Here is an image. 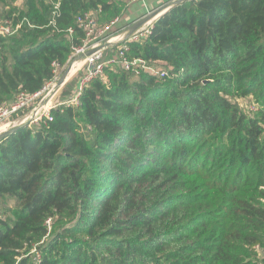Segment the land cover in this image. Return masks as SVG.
I'll use <instances>...</instances> for the list:
<instances>
[{
    "label": "trees",
    "instance_id": "16d2710c",
    "mask_svg": "<svg viewBox=\"0 0 264 264\" xmlns=\"http://www.w3.org/2000/svg\"><path fill=\"white\" fill-rule=\"evenodd\" d=\"M17 1L0 0L24 20L0 36V107L51 82L77 18L116 2ZM128 47L150 71L108 70L0 138V264H264V0H185Z\"/></svg>",
    "mask_w": 264,
    "mask_h": 264
},
{
    "label": "built area",
    "instance_id": "2783aa9c",
    "mask_svg": "<svg viewBox=\"0 0 264 264\" xmlns=\"http://www.w3.org/2000/svg\"><path fill=\"white\" fill-rule=\"evenodd\" d=\"M54 5L55 14L60 8V0H43ZM148 0H128V2H147ZM120 19L116 18L112 20L105 26H100L98 19L93 12L85 14L77 18V24L83 30L84 37L82 43L78 46H72V53L65 65H61L58 62H54L52 68L54 70V77L51 82L44 86L41 91H38L35 94L27 95L21 93L19 100L22 101V106L26 103L30 104L31 102L40 100V98L48 92V96L56 90L57 84L62 77V73L65 71L66 65L72 62V68L77 73L78 82L73 91V95L64 103L59 105H71L74 107L79 106L80 98L83 92L90 86V84L97 80H103L105 74H109L108 70H113L120 68L128 72L140 73L141 70L150 71L144 64L142 60H130L128 56L129 47L128 44L140 41L145 38L149 33L150 27L140 29L133 34L129 35L123 43L117 44L113 42L117 37H107L116 25L119 23ZM24 20L20 22H15V18L3 17L0 19V36L2 37H11L17 34L23 27ZM74 31L69 30V35L72 36ZM107 34V35H106ZM107 37V38H106ZM79 60H83L81 63H78ZM81 64V67L78 68V65ZM77 66V67H76ZM70 71V70H69ZM153 71V70H151ZM110 75V74H109ZM66 83V82H64ZM45 97V96H44ZM46 98V97H45ZM17 104L9 108V111L4 113V116L8 118L15 113H17L21 107ZM0 107V115L2 112ZM50 110V109H49ZM45 116V117H44ZM43 118L51 119L50 111L36 114L33 122L39 123ZM50 225V221H48Z\"/></svg>",
    "mask_w": 264,
    "mask_h": 264
},
{
    "label": "rangeland",
    "instance_id": "374dc122",
    "mask_svg": "<svg viewBox=\"0 0 264 264\" xmlns=\"http://www.w3.org/2000/svg\"><path fill=\"white\" fill-rule=\"evenodd\" d=\"M128 3H129L128 0H116V2L113 5L112 10H110L109 12H101L100 11V12H93V13L96 16V18L98 19V23L100 22V23L104 24V25L100 24L101 26H105V24L110 23L112 20H114L116 18L120 19V16H121L123 10L126 9V5ZM21 4H22V0H18L17 5H21ZM2 13H3V8L0 9V19L3 18ZM7 13L5 14V17L8 16ZM12 18H14V17H12ZM111 32L108 33L109 36H107V37L112 36ZM82 61L83 60H79L78 63H81ZM71 65H72V62H70L68 65H66L65 71L62 73V77L65 75L64 82H66V83H63L58 91L54 90L49 96H48L49 93L46 92L40 98V100L31 102L30 104L26 103V105H24V106H22V101L19 100L20 94L10 96L8 98V100L1 107L3 109H2V112L0 115V138L2 136H4L7 132H10L13 129L23 127V126L30 127V126L36 125L37 123L33 122V120L36 117L37 112L39 114H41V113L43 114V113L48 112V111L51 112V110L56 108L59 104L66 102L69 99V97H68L69 95L70 96L73 95V91H74V89L77 85V82H78V77H77V73L74 71V68H72ZM80 67H81V64L78 65V68H80ZM145 70H146V68H145ZM151 70H152V68H151ZM153 70H155V69H153ZM147 72H148V70H147ZM53 76H54V70H53ZM111 78H112V75H109V74L107 75V73H106L103 81L105 83H109ZM67 93H68V95L66 96ZM256 96L257 95L254 94L253 96H250L247 98H238L237 102L239 103L241 108L243 110H245L246 112L256 111L259 109L258 103L255 100ZM17 104L22 106L20 109H18L19 111L17 113L10 116L9 118H8V116H4V113L6 111L10 110L9 108H11L12 106L17 105ZM41 106H43V107L40 110H38V108ZM36 110H38V111H36ZM5 207H8V208L9 207H15V200L8 201V202L4 203L3 205H0V213L1 214H2L3 209ZM13 217L14 216H11V218H13ZM52 230L53 229L51 228L49 230V232L50 233L53 232Z\"/></svg>",
    "mask_w": 264,
    "mask_h": 264
},
{
    "label": "crops",
    "instance_id": "0c3cea01",
    "mask_svg": "<svg viewBox=\"0 0 264 264\" xmlns=\"http://www.w3.org/2000/svg\"><path fill=\"white\" fill-rule=\"evenodd\" d=\"M177 1L179 0H148L147 2H136L132 4L128 3L126 5V9L123 10L120 16L119 23L111 32L112 37L124 36L123 39L125 40L129 36L130 29L133 28L138 22ZM157 19L158 16L155 19L147 22L141 29L149 27V25L155 23ZM122 40L116 41V43H123Z\"/></svg>",
    "mask_w": 264,
    "mask_h": 264
},
{
    "label": "water",
    "instance_id": "95a60500",
    "mask_svg": "<svg viewBox=\"0 0 264 264\" xmlns=\"http://www.w3.org/2000/svg\"><path fill=\"white\" fill-rule=\"evenodd\" d=\"M185 0H179L177 2L171 3L168 6H166L165 8H163L162 10L156 12L155 14L141 20L140 22H138L133 28L130 29L129 31V35L133 34L134 32L140 30L147 22H149L150 20L155 19L157 16L158 18L161 17L164 13H166L172 6L181 3ZM64 79H65V75L59 80L57 87H56V91H58L60 89V87L62 86V84L64 83ZM44 105V104H43ZM43 106L39 107L38 110H40ZM36 110V111H38ZM38 113V112H37ZM36 113V114H37ZM26 126L23 127H19L16 129L11 130L10 132H7L5 135H13L16 134L17 132H19L20 130H22L23 128H25Z\"/></svg>",
    "mask_w": 264,
    "mask_h": 264
},
{
    "label": "bare ground",
    "instance_id": "6f19581e",
    "mask_svg": "<svg viewBox=\"0 0 264 264\" xmlns=\"http://www.w3.org/2000/svg\"><path fill=\"white\" fill-rule=\"evenodd\" d=\"M123 38H124V36H119V37L115 38L113 42H116V41L122 40ZM24 122H25V121H24Z\"/></svg>",
    "mask_w": 264,
    "mask_h": 264
}]
</instances>
